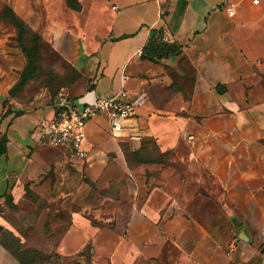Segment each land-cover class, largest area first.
Returning a JSON list of instances; mask_svg holds the SVG:
<instances>
[{"label":"crops","instance_id":"crops-1","mask_svg":"<svg viewBox=\"0 0 264 264\" xmlns=\"http://www.w3.org/2000/svg\"><path fill=\"white\" fill-rule=\"evenodd\" d=\"M78 2L75 11L64 0H7L84 78V89L69 99L91 104L124 88L136 106L130 123L139 141H152L160 159L129 166L102 114L86 123V160L35 145L31 128L56 97L14 115L18 107L4 103L6 77L0 202L4 193L21 197L25 184L53 166L55 186L36 227L47 231L54 258L79 259L88 248V264H264V0ZM152 29L179 52L142 57ZM3 30L0 76L13 61ZM14 61L21 64L17 54ZM131 143L130 151L140 146ZM125 176L133 186L123 220L118 207L91 208L74 192Z\"/></svg>","mask_w":264,"mask_h":264},{"label":"rangeland","instance_id":"rangeland-1","mask_svg":"<svg viewBox=\"0 0 264 264\" xmlns=\"http://www.w3.org/2000/svg\"><path fill=\"white\" fill-rule=\"evenodd\" d=\"M0 25L4 27L3 31L7 36L6 54L8 57H13L12 63L9 60L6 64L4 62L7 68L6 74L2 73L0 79L8 77L11 87L18 80L27 60L31 61L25 83L9 94L7 91L4 99L6 106L18 107L13 112L32 111L39 105L51 103L58 94L73 98L84 89V78L81 74L53 52L40 35L11 10L7 0H0ZM15 54L21 60V64L14 61ZM182 67L186 73L185 78L188 80L191 76L190 68L185 62H182ZM138 142L148 147L141 152L143 159L148 161L160 159L151 141ZM120 144L125 160L131 166L134 162L128 152L132 143L121 141ZM42 175L43 179L40 181L35 183L31 181L30 186L31 182L25 184L22 195L18 199H14L9 193L3 194L0 202V264H88V249L82 252L79 259L54 258L52 247L46 240L47 231L37 229L38 215L47 205L46 195L51 193L55 186L52 182L55 178L54 167L50 166ZM89 186L85 190L75 187L76 197H80L81 201L91 205V208L118 207L123 212L120 214V220L124 219L128 205L127 199L133 186L126 181V176L108 184L96 185L93 182ZM63 199L64 197H61L60 201ZM65 203L71 208L77 204L69 197ZM45 220L44 217V222ZM2 243L6 244L7 248H4Z\"/></svg>","mask_w":264,"mask_h":264},{"label":"built area","instance_id":"built-area-1","mask_svg":"<svg viewBox=\"0 0 264 264\" xmlns=\"http://www.w3.org/2000/svg\"><path fill=\"white\" fill-rule=\"evenodd\" d=\"M257 0H252L256 2ZM231 16L233 11L226 9ZM136 106L127 98L124 88L110 97H97L91 104L75 105L68 97L58 94L49 115L40 117L32 126L35 145L64 149L76 160H86L83 147L86 138L87 121L96 114H102L108 125L109 136L118 141L138 142L139 133L130 120L134 118Z\"/></svg>","mask_w":264,"mask_h":264},{"label":"trees","instance_id":"trees-1","mask_svg":"<svg viewBox=\"0 0 264 264\" xmlns=\"http://www.w3.org/2000/svg\"><path fill=\"white\" fill-rule=\"evenodd\" d=\"M64 3L66 7L78 11L80 9V4L78 0H64ZM147 50H151L156 57H162V56H168V55H173L177 54L179 52L177 46L173 43H168L164 40L157 39L156 38V30L152 29L151 30V35L148 38L147 44L142 48L141 55L142 57L146 58H151V56H147L145 53ZM31 61L28 59L26 66L24 67L23 71L19 75L18 80L8 89V94L11 93L14 89H17L21 87L24 83L25 80L27 79L26 74L29 71ZM20 114L19 112H14V115ZM5 142H6V136L4 133L0 134V155L4 152L5 150ZM152 147H154V144L151 141ZM147 146L140 145L136 151H130L129 150V155L135 159L136 161H148L142 158L141 152L143 150L147 149ZM155 149V147H154ZM156 151V150H155ZM4 248H7V245L2 243L1 244ZM88 249V248H86ZM84 249V250H86ZM83 250V251H84ZM89 250V249H88Z\"/></svg>","mask_w":264,"mask_h":264}]
</instances>
